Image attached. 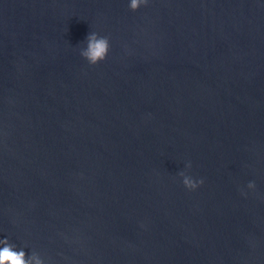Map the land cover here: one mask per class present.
<instances>
[{
    "label": "water",
    "instance_id": "95a60500",
    "mask_svg": "<svg viewBox=\"0 0 264 264\" xmlns=\"http://www.w3.org/2000/svg\"><path fill=\"white\" fill-rule=\"evenodd\" d=\"M129 5L0 0V241L44 264H264V0Z\"/></svg>",
    "mask_w": 264,
    "mask_h": 264
},
{
    "label": "clouds",
    "instance_id": "9594fccd",
    "mask_svg": "<svg viewBox=\"0 0 264 264\" xmlns=\"http://www.w3.org/2000/svg\"><path fill=\"white\" fill-rule=\"evenodd\" d=\"M148 0H130V9L133 12L139 11L141 6H147ZM86 48L81 50V56L91 65L97 66L101 62L106 61L110 52V40L106 36H100L98 33L90 32L86 38ZM191 163L187 164V168L191 169ZM184 186L189 191H195L197 188L204 184V180H194L191 176L184 172L180 173ZM248 187L255 189L254 182H250ZM3 243V248H0V264H31V261H35V264H44V260L37 254H27L23 249L16 250V246L11 244L9 240L4 239L0 241Z\"/></svg>",
    "mask_w": 264,
    "mask_h": 264
}]
</instances>
